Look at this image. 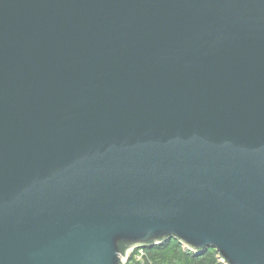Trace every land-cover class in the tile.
Wrapping results in <instances>:
<instances>
[{"label":"water","instance_id":"water-1","mask_svg":"<svg viewBox=\"0 0 264 264\" xmlns=\"http://www.w3.org/2000/svg\"><path fill=\"white\" fill-rule=\"evenodd\" d=\"M170 238L264 264V0H0V264Z\"/></svg>","mask_w":264,"mask_h":264},{"label":"trees","instance_id":"trees-1","mask_svg":"<svg viewBox=\"0 0 264 264\" xmlns=\"http://www.w3.org/2000/svg\"><path fill=\"white\" fill-rule=\"evenodd\" d=\"M142 249L143 253L139 258H136V249L125 264H223L215 249L205 248L200 253H193L184 249L175 238L165 239Z\"/></svg>","mask_w":264,"mask_h":264},{"label":"rangeland","instance_id":"rangeland-1","mask_svg":"<svg viewBox=\"0 0 264 264\" xmlns=\"http://www.w3.org/2000/svg\"><path fill=\"white\" fill-rule=\"evenodd\" d=\"M137 249V253H136V258L140 257V254L143 253V249L142 248H130L127 250V258L125 259V262L128 260L129 255ZM125 264V263H124Z\"/></svg>","mask_w":264,"mask_h":264}]
</instances>
